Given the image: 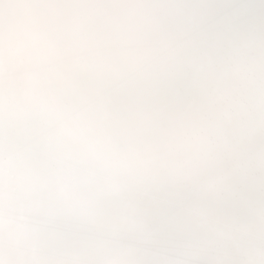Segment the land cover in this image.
<instances>
[{
  "label": "snow or ice",
  "instance_id": "1",
  "mask_svg": "<svg viewBox=\"0 0 264 264\" xmlns=\"http://www.w3.org/2000/svg\"><path fill=\"white\" fill-rule=\"evenodd\" d=\"M0 264H264V0H0Z\"/></svg>",
  "mask_w": 264,
  "mask_h": 264
},
{
  "label": "clouds",
  "instance_id": "2",
  "mask_svg": "<svg viewBox=\"0 0 264 264\" xmlns=\"http://www.w3.org/2000/svg\"><path fill=\"white\" fill-rule=\"evenodd\" d=\"M246 2H256V0H246Z\"/></svg>",
  "mask_w": 264,
  "mask_h": 264
}]
</instances>
